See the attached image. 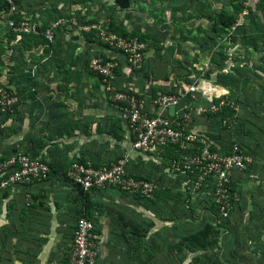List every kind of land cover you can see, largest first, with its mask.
Segmentation results:
<instances>
[{
  "label": "crops",
  "instance_id": "crops-1",
  "mask_svg": "<svg viewBox=\"0 0 264 264\" xmlns=\"http://www.w3.org/2000/svg\"><path fill=\"white\" fill-rule=\"evenodd\" d=\"M216 2L213 0L211 4ZM203 3V0H130L129 10L120 9L115 0H46L39 4L51 9L50 13L42 11L39 23H60L53 42L28 39L32 42L29 47L35 44L38 52H42L36 67L45 72H38L31 88L37 94L21 97L23 111L19 125L25 142L33 137V145L24 143L23 150L47 161L52 171L43 183L18 186L0 194V264H68L79 215L94 222L98 236L95 264H158L156 254L146 259L149 254L144 251L143 233L154 218L152 210L117 189L81 192L64 178L71 162L99 164L117 159L131 148V141L127 124L108 103L100 77L88 69L89 59L96 54L93 42L86 36L91 32L61 20L78 21L83 17V21L97 23L99 16L103 20L99 24L105 25V13L113 11L118 27L129 33L142 31L139 40L146 44V50L141 70L130 69L122 53L105 52V56L118 62L117 83L124 89L148 97L158 90L179 93L196 83L208 90L215 87L220 94L224 92L222 88L194 75L196 67H185L189 63L182 55L183 49L177 51L174 46L183 38L182 34L174 37V29H170L167 36L163 29L194 20L195 7H203ZM194 128L206 129L198 116ZM140 160L139 165L151 168L146 158L142 159L143 164ZM156 238L152 236L151 242L158 244Z\"/></svg>",
  "mask_w": 264,
  "mask_h": 264
},
{
  "label": "built area",
  "instance_id": "built-area-1",
  "mask_svg": "<svg viewBox=\"0 0 264 264\" xmlns=\"http://www.w3.org/2000/svg\"><path fill=\"white\" fill-rule=\"evenodd\" d=\"M6 1L11 16L9 25L15 32L42 34L48 42L54 41L59 22L40 33L36 23L21 19L16 23L12 18L18 13L21 0ZM257 1L245 0L243 7ZM67 22L84 32H96L92 43L96 54L89 59L88 69L100 77L109 105L127 124L131 148L119 158L104 163L73 161L65 169L64 178L84 191L117 189L141 204L142 200L155 199L160 191L174 188L177 179L184 177L181 188L187 199H211L217 209L215 221L224 225L222 228L228 231L240 226L241 197L234 185L245 178L243 175L254 179V172L264 168V159L248 154L237 142L220 146L210 137L212 132L207 128H194L197 116L204 123L209 114L220 113L227 106L226 100L209 97L211 88L208 90L196 83L179 93L158 90L148 97L124 89L117 83L118 62L109 55L105 56V52L122 53L129 68L139 71L145 63L146 44L137 37H122L109 31L107 24ZM20 100L19 93L12 88L0 87V112L10 114L8 121L0 123V133L16 115ZM215 145L218 147L216 150L213 149ZM168 148L173 149L175 159L164 177L160 180L140 177L134 169V165L139 164L138 159L159 163ZM51 171L47 161L31 153L20 150L11 154L0 160V194L18 186L43 183ZM94 228L92 219L83 215L77 217L68 264L96 263L98 236Z\"/></svg>",
  "mask_w": 264,
  "mask_h": 264
},
{
  "label": "rangeland",
  "instance_id": "rangeland-1",
  "mask_svg": "<svg viewBox=\"0 0 264 264\" xmlns=\"http://www.w3.org/2000/svg\"><path fill=\"white\" fill-rule=\"evenodd\" d=\"M45 1L31 0L29 4L21 0L18 10L20 19L41 26L39 21L42 11L49 10L50 13L51 10L39 6ZM211 1L213 0H203V7H195L194 20L168 25L163 29H166L165 32L174 29V37L177 33L182 34L183 38L180 41L178 39L174 46L177 51L183 49L182 55L189 63L187 67H196L194 75L197 74L199 80L219 86L224 91L217 94L216 88L212 87L208 96L215 92L218 99L228 103L220 112L224 114L226 133H229L232 125H237L236 128L245 134V142L248 138L255 137L257 141H252L264 146V0H258L257 6L250 3L242 8L238 5L243 6L245 0H218L219 3L214 4ZM221 7L235 15V20L227 28L216 27L214 20L208 15V10L215 12ZM98 11L101 13L100 7ZM63 16L67 17L61 14ZM112 17L113 11L105 13L107 26ZM10 18L9 10L0 9V87H13L25 99L26 96L37 94L31 88L35 86L39 71H44L42 67H36L42 52H38L35 44L29 47L32 44L28 41L32 39L31 36L17 33L10 27ZM98 18L97 23L88 24L101 23L103 20L100 21L99 16ZM69 20L72 19L64 18L61 22L69 23ZM53 23L55 22L45 24ZM138 32L134 33L137 38L142 35V31ZM169 34L167 32V36ZM26 61L30 63L29 66L24 65ZM22 111L23 108L19 106L16 115L6 126L14 128L10 142L18 145L20 150H23L21 145L24 143L31 142L33 145V137L25 142V137L20 135ZM229 141L227 139L225 144ZM247 146L250 147L248 142ZM254 174V179L248 175V181L243 180L245 196L242 204L246 208L244 212L241 211L240 226L225 232H218L217 229L212 232L197 231L192 221L174 222L170 217L166 218L165 230L157 228L154 232L153 228L143 233L146 246L144 251L149 254L146 259L151 254H156L158 264H264L263 169ZM209 223H214V219ZM150 236L157 237L158 244L151 242ZM165 256L168 258L167 262Z\"/></svg>",
  "mask_w": 264,
  "mask_h": 264
},
{
  "label": "trees",
  "instance_id": "trees-1",
  "mask_svg": "<svg viewBox=\"0 0 264 264\" xmlns=\"http://www.w3.org/2000/svg\"><path fill=\"white\" fill-rule=\"evenodd\" d=\"M252 6H257L258 3H252ZM238 7L242 8V5H238ZM0 9L1 10H9V4L6 0H0ZM208 15H210L211 20H214L216 27L221 26L222 28H227L230 26V24L233 23L235 20V15L229 13L226 9L223 7L218 8L215 10V12H211L208 10ZM14 18L15 22L17 23L20 20V13L15 14L12 16ZM83 17H80L78 20V24H86L88 22L82 20ZM93 23V22H92ZM49 25L42 24L38 27L39 32L41 33L46 28H48ZM109 29L122 36V37H129L134 38L136 35L134 33H129L126 30L118 27L115 24V21L112 17L109 25ZM95 31H92L89 36L86 35L88 38L87 40L89 42H94L96 34L93 35ZM25 36H28L30 38H36V39H42L45 37L42 34H33V33H24ZM139 39H142V37H139ZM46 40V39H45ZM53 42V41H52ZM89 63V61H88ZM87 63V64H88ZM187 67V66H185ZM215 88V87H214ZM19 109V108H18ZM18 117V112H17ZM10 118V114L8 113H1L0 112V123H5ZM224 114L221 113H214L209 114L207 117H205V127L208 129V131L212 132L210 134V137L219 142L220 146L223 145H230L231 143L237 142L243 145L245 150L248 154L254 155L259 157L260 159H264V146L259 145L258 143H254L252 140L257 141L254 139L255 137L248 138V140L245 142V134L241 129H237V125H232L231 130L229 133H226V122L224 120ZM225 122V123H224ZM225 125V126H224ZM14 128L12 127H5L1 133H0V160L7 159L11 154H15L20 151V147L18 145L10 142V137L13 135ZM216 132V133H214ZM260 138V136H258ZM229 139V143L225 144V141ZM247 142L250 145L247 146ZM213 149H218V147L215 145L213 146ZM163 160L159 163H156L155 160H150L151 168L141 166L139 164L134 165V169L140 174V177L151 179V180H160L164 177V175L167 173L169 169H171L175 157H173V149L168 148V150L162 155ZM84 162V161H83ZM140 163L143 164V160H140ZM263 172H264V168ZM248 175H243V178L241 181L237 182L234 186L238 189V193L241 197V200L239 201V210L240 212H244L245 205L242 204V200L245 196V184L243 183V180L248 181ZM184 177H179L177 180V183L175 184L174 188L166 190V191H160L156 194L155 199H145L141 201V204L143 207L147 210H152L154 212V218L150 221L149 224H147L148 229L153 228H162L165 230L166 227H164V222L166 218L172 219L174 222L177 221H185L189 220L192 221L195 225V228L197 231H218V232H225L224 225L218 224L215 221V218L217 217V209L216 206L213 205L211 199L207 197H199L194 201L187 199V196L185 195V192L181 188V183L184 180ZM81 192H87L84 191L82 188H78ZM172 201L173 203L170 204L169 201ZM158 204H161L158 206ZM241 212V213H242ZM214 219V223H209V221H212ZM201 224V226H200ZM230 231V230H228ZM194 238V237H193Z\"/></svg>",
  "mask_w": 264,
  "mask_h": 264
},
{
  "label": "water",
  "instance_id": "water-1",
  "mask_svg": "<svg viewBox=\"0 0 264 264\" xmlns=\"http://www.w3.org/2000/svg\"><path fill=\"white\" fill-rule=\"evenodd\" d=\"M115 3L122 10L130 9V0H115Z\"/></svg>",
  "mask_w": 264,
  "mask_h": 264
},
{
  "label": "bare ground",
  "instance_id": "bare-ground-1",
  "mask_svg": "<svg viewBox=\"0 0 264 264\" xmlns=\"http://www.w3.org/2000/svg\"><path fill=\"white\" fill-rule=\"evenodd\" d=\"M212 90H213V88L211 87V91H212ZM211 91H210V92H211ZM210 92H209L208 94H210Z\"/></svg>",
  "mask_w": 264,
  "mask_h": 264
}]
</instances>
